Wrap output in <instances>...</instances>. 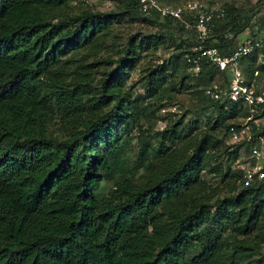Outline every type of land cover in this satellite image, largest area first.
I'll list each match as a JSON object with an SVG mask.
<instances>
[{
    "label": "trees",
    "instance_id": "16d2710c",
    "mask_svg": "<svg viewBox=\"0 0 264 264\" xmlns=\"http://www.w3.org/2000/svg\"><path fill=\"white\" fill-rule=\"evenodd\" d=\"M68 1L0 0V264H264V178L244 185L232 167L256 140L225 144L226 128L245 108L204 95L215 75L224 86L227 78L205 58L191 75L184 55L196 53L193 30L123 0L128 15H145L158 31L129 37L113 60L86 63L79 53L101 49L113 19L88 11L61 17ZM222 7L225 16L230 7ZM233 10L205 41L221 54L233 50L250 18ZM256 29L264 34V22ZM168 44L175 46L168 61L181 80L202 85L198 99L214 117L195 133L177 129L175 119L153 143L137 127L129 162L137 99L122 82L140 52ZM241 61L247 77L255 68L264 73L254 54ZM146 79L142 98L164 82L152 73ZM205 174L218 181L206 182ZM102 180L112 184L100 194ZM216 226L228 232L212 237Z\"/></svg>",
    "mask_w": 264,
    "mask_h": 264
},
{
    "label": "rangeland",
    "instance_id": "374dc122",
    "mask_svg": "<svg viewBox=\"0 0 264 264\" xmlns=\"http://www.w3.org/2000/svg\"><path fill=\"white\" fill-rule=\"evenodd\" d=\"M123 0H70L59 11V15L64 18L72 17L83 11L91 13L103 12L110 13L112 23L108 28L101 49L96 52H80L84 62L102 60L108 58L115 59L120 55V48L125 45L129 37L138 35H148L158 31L156 24L147 21L145 15L139 13L127 14L121 2ZM188 2H196L207 5H219L230 7L225 10L223 23H228L229 18L233 16V9H239L241 15H249L247 27H245L235 38L233 45L239 41V37L252 35L257 32V27L264 22V0H160L159 6H167L168 9L181 8ZM231 9V10H230ZM154 10V9H151ZM155 11V10H154ZM234 11V10H233ZM157 12V11H156ZM143 14V13H142ZM158 15V12H157ZM263 17V18H262ZM158 18L161 19L158 15ZM173 19V18H172ZM182 19L190 21V17L183 12ZM188 40H194L190 37ZM175 51V46L168 44L165 48L157 47L156 49L148 48L147 52H140L141 59L135 63L134 67L128 73V76L122 82L124 89L132 98H136V125L132 126V138L128 142L129 148L125 151V156L131 162L137 151V127L142 130L141 137L146 138L148 143H153L157 138V132L165 125L172 124L173 120H177V129L185 130L190 127V133H195L206 126V121L209 116L214 117V113L203 102L198 99L197 91L201 88L200 83H196L192 79H182L183 72L180 68L173 66L168 58ZM242 62V61H241ZM245 63V62H243ZM242 65L244 66V64ZM148 73L155 75V79L159 80L160 75H163L164 82L155 93L148 97L144 96L146 87V78ZM97 74H95L96 76ZM221 75L213 77L215 82L221 83ZM264 76V73H263ZM96 81L97 78L94 77ZM164 89V90H163ZM139 111H138V108ZM229 116V114H227ZM228 118V121H231ZM240 117H235L234 122L239 123ZM221 129L216 132V137L220 138ZM221 141V140H220ZM226 144V143H225ZM255 146L264 150V131L259 141H255ZM241 152V163L248 159V153L243 149ZM243 166L245 164H242ZM141 172L138 169L136 175ZM206 182L215 183L218 178L211 174L203 175ZM112 184V180H102L96 188L97 193L106 192ZM261 197H264V191ZM212 231V237L218 233L226 234L228 228L216 226ZM260 252L264 253V244Z\"/></svg>",
    "mask_w": 264,
    "mask_h": 264
},
{
    "label": "built area",
    "instance_id": "2783aa9c",
    "mask_svg": "<svg viewBox=\"0 0 264 264\" xmlns=\"http://www.w3.org/2000/svg\"><path fill=\"white\" fill-rule=\"evenodd\" d=\"M160 0H137L139 11L146 14L154 9L160 18L169 16L179 21L185 30H193V35L189 36L196 45L192 51L194 56L185 54L184 59L188 64V70L195 76L200 69L199 60L205 58L213 65L216 71L221 72L227 78V84L215 82L214 80L204 87L203 93L210 100H218L225 96L232 101L240 102L245 108V115L240 117L241 121L237 125H229L226 130V144L248 145L252 140L259 141L261 136H253L264 126V79H257L260 71L254 69L251 76L244 74V66L241 59L255 55V64L264 65V34L262 31L256 32L255 36H244L239 39L233 50L226 54H221L214 46H206L205 41L211 38L210 31L214 22L223 18L224 9L219 5H207L196 2H188L181 8L168 9L167 6L160 7ZM185 13L191 21L182 19ZM248 159L241 163V152L239 157L233 162L234 169L242 172L244 185L260 181L264 178V150L250 146ZM252 161L253 163H250ZM242 164H245L244 166Z\"/></svg>",
    "mask_w": 264,
    "mask_h": 264
},
{
    "label": "crops",
    "instance_id": "0c3cea01",
    "mask_svg": "<svg viewBox=\"0 0 264 264\" xmlns=\"http://www.w3.org/2000/svg\"><path fill=\"white\" fill-rule=\"evenodd\" d=\"M242 37H243V36H242ZM242 37L240 36L239 39H241Z\"/></svg>",
    "mask_w": 264,
    "mask_h": 264
}]
</instances>
